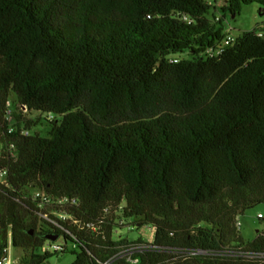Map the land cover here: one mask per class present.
<instances>
[{
    "label": "trees",
    "instance_id": "1",
    "mask_svg": "<svg viewBox=\"0 0 264 264\" xmlns=\"http://www.w3.org/2000/svg\"><path fill=\"white\" fill-rule=\"evenodd\" d=\"M250 4L0 0V262L10 243L20 264L69 244L72 264H264V228L247 242L234 226L264 205V23L221 45ZM36 191L77 200L57 208L64 231ZM119 222L152 241L116 239Z\"/></svg>",
    "mask_w": 264,
    "mask_h": 264
},
{
    "label": "rangeland",
    "instance_id": "2",
    "mask_svg": "<svg viewBox=\"0 0 264 264\" xmlns=\"http://www.w3.org/2000/svg\"><path fill=\"white\" fill-rule=\"evenodd\" d=\"M213 1V0H205ZM264 23V6L259 4H250L245 5L242 8L240 15H227L224 26L226 28H231V35L235 38L241 36L243 33L253 30L257 25ZM188 53L184 52L183 54L178 55V58L187 59ZM17 97L14 93L11 94L8 108L14 112L15 102ZM23 119L30 120L32 122V128L30 129V134L34 135L35 133L47 137L48 131L51 128V125L45 120V114L39 113H25L22 115ZM13 123V121L11 120ZM25 125V124H24ZM28 193H32V190H29ZM264 213V205L254 207L250 211L241 212V229L240 234L242 238L249 242L256 238L257 232L263 230L264 226L257 225V214ZM130 222V221H129ZM129 222H119L116 227L117 232L115 238L119 239L122 235L123 238H127L131 241H136L139 238H143L145 242H151L153 238V231L148 228H143L142 230H137L129 227ZM47 229V228H46ZM57 241V240H56ZM59 243H62L60 240ZM75 248L73 245L69 244L67 246V252L57 254L50 258L44 264H72L75 260ZM23 254L21 249L13 248L9 243L8 245V260L10 264H20V257Z\"/></svg>",
    "mask_w": 264,
    "mask_h": 264
},
{
    "label": "built area",
    "instance_id": "3",
    "mask_svg": "<svg viewBox=\"0 0 264 264\" xmlns=\"http://www.w3.org/2000/svg\"><path fill=\"white\" fill-rule=\"evenodd\" d=\"M216 20L219 21L220 17H217ZM225 20L223 22V26H224ZM231 31H232L231 28H226L224 26V35L225 36H224L223 42L221 43L222 46L229 45V44L234 42L235 37L231 35ZM258 36L261 38H264V32L263 31L259 32ZM210 54L213 55L214 52L210 51ZM174 61H177V60H174ZM12 115H13V111L8 109L7 116H6L7 119H10ZM48 119H53V116H51V115L48 116ZM14 131L15 130L13 129V127H11L8 132H9V134H12ZM20 132L22 135H29V131L25 130L24 128H21ZM11 147H12V145H11ZM2 148H3V145L0 143V152H1ZM6 176H7V171H5V170L0 171V179H4ZM34 199H39L41 211L49 209L46 213L41 212L40 217L43 218L44 220H47L54 227L58 228L61 231H64V230H63L62 225L60 224V221L67 220L70 217L65 212L57 210V208L59 209V207H63L66 205L77 206V203H78L76 199H70V198L54 199L52 197L45 195L41 191H36L34 193ZM257 225L258 226H264V213H262V212L257 214ZM90 226L91 225H89V227ZM234 226L237 229V231L240 233V229H241L240 216H237ZM152 231H154V230H152ZM59 241L60 240L53 242V241L48 240L44 244L43 250L50 251V252L60 251L62 249V246H64V242H63V240H61L62 243H59ZM5 252L7 253V256H8V248L5 249ZM0 264H10V260H8V258H7L5 260H2L0 262Z\"/></svg>",
    "mask_w": 264,
    "mask_h": 264
},
{
    "label": "crops",
    "instance_id": "4",
    "mask_svg": "<svg viewBox=\"0 0 264 264\" xmlns=\"http://www.w3.org/2000/svg\"><path fill=\"white\" fill-rule=\"evenodd\" d=\"M210 2H212V3H215L216 5H217V7H222L223 5H224V2H225V0H213V1H210Z\"/></svg>",
    "mask_w": 264,
    "mask_h": 264
},
{
    "label": "water",
    "instance_id": "5",
    "mask_svg": "<svg viewBox=\"0 0 264 264\" xmlns=\"http://www.w3.org/2000/svg\"><path fill=\"white\" fill-rule=\"evenodd\" d=\"M47 239L50 241H56L58 239V236L48 237Z\"/></svg>",
    "mask_w": 264,
    "mask_h": 264
}]
</instances>
